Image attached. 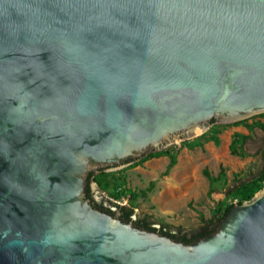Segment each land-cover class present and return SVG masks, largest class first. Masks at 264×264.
<instances>
[{
  "label": "water",
  "instance_id": "95a60500",
  "mask_svg": "<svg viewBox=\"0 0 264 264\" xmlns=\"http://www.w3.org/2000/svg\"><path fill=\"white\" fill-rule=\"evenodd\" d=\"M263 111L264 0H0V264H264V190L190 244L84 194Z\"/></svg>",
  "mask_w": 264,
  "mask_h": 264
},
{
  "label": "rangeland",
  "instance_id": "374dc122",
  "mask_svg": "<svg viewBox=\"0 0 264 264\" xmlns=\"http://www.w3.org/2000/svg\"><path fill=\"white\" fill-rule=\"evenodd\" d=\"M255 122L264 123V111L233 121L214 122L192 138L172 142L106 170L112 175L111 188L121 192L112 202H128L135 212L148 214L171 229L196 228L203 220L215 221L226 204L235 202L226 197V189L238 179L253 176L261 165L264 130ZM213 136L218 142L211 139ZM233 140L235 153H231ZM156 152L159 154L154 155ZM171 156L176 162L166 172ZM221 168L225 176L214 183L204 173L206 170L215 176ZM91 190L98 198L106 199L108 193L94 181ZM263 190L264 183L253 199ZM129 191L138 197L130 200Z\"/></svg>",
  "mask_w": 264,
  "mask_h": 264
},
{
  "label": "trees",
  "instance_id": "16d2710c",
  "mask_svg": "<svg viewBox=\"0 0 264 264\" xmlns=\"http://www.w3.org/2000/svg\"><path fill=\"white\" fill-rule=\"evenodd\" d=\"M255 124L259 125V127H261L264 130V123L255 122ZM235 136H240L242 139L245 140L248 139V136L242 135L240 133H235ZM211 139H213L215 142H218V140L214 136L211 137ZM233 143L234 140L231 144V153L236 152L235 148H233L232 146ZM157 154H159V152L154 153V155ZM175 162H176L175 157L171 156L170 161L166 168V172L169 171V169L175 164ZM204 173L211 180L212 183L220 181L225 176V172L223 168H221L220 172L215 176L210 175L206 170L204 171ZM110 177H112V175L104 171H101L98 174H95L94 171H90L87 177L86 197L91 200L93 207L98 208L106 213L112 214L109 207H107L103 202H97L92 199V196L90 194V187H89L90 183L94 181L98 185L101 191H106L108 193L105 200L112 202L111 199H117L121 195V192L118 193L115 191L114 188H111V186H113L114 184L113 182H111ZM262 183H264V150L262 151V163L258 168V170L256 171V173L251 177L238 179L237 183L229 186L226 189L225 191L226 197H231L235 199V202H230L226 204L221 210L219 216L215 218L216 219L215 221L203 220L201 218L203 220V223L199 227L188 228V229L177 227L175 228L174 232L170 231L172 228L171 226H169L168 224H163L165 228L161 230L160 233L170 237L173 240L180 241L185 244H190L197 237H204L205 235L213 232L219 225V222L227 215L229 210L233 207V205L250 202L253 199L256 192L261 189ZM137 197L138 195L136 193L129 191L130 200H134ZM130 212L131 210L125 211V213H123V217L129 220ZM148 217L149 216H147L146 218ZM140 224L141 226L145 227L148 230H155V227L151 226L150 222L148 223V221H144V220L140 221Z\"/></svg>",
  "mask_w": 264,
  "mask_h": 264
},
{
  "label": "flooded vegetation",
  "instance_id": "af4514ba",
  "mask_svg": "<svg viewBox=\"0 0 264 264\" xmlns=\"http://www.w3.org/2000/svg\"><path fill=\"white\" fill-rule=\"evenodd\" d=\"M263 150H264V146H263V148L261 150V156H262V151ZM130 161H131V158L130 159H126V160H124V161H122L120 163L109 164V165H105V166H102V167H98V168H96L95 170H92V171H94V173H98V172H101V171L105 172L106 170H108L110 168L121 166V165H125V164L129 163ZM87 177H86L84 194H85V198L89 199V198L86 197ZM89 187H90V194L92 196V199L94 201H97V202H103L107 207H109L110 211L112 212L111 215L116 216L120 220L130 222L134 227H137V228H140V229H145V230H148V229H146L145 227L141 226L140 221H143V220L144 221H148V223L150 222L151 226L155 227V230H153V231H156L159 234H161L160 231L165 228L163 226L162 222L155 221L148 214L135 212L133 207H131L128 202L126 204H120V203H117V202H114V203L113 202H109V201L105 200V198H102V197L98 198V196L94 195L93 191L91 190V183H90ZM89 201L91 202L90 199H89ZM128 210H131L130 219L129 220H127V219H125L123 217V213H125V211H128ZM147 216H149V217L146 218ZM170 231L174 232L175 229H173V230L171 229Z\"/></svg>",
  "mask_w": 264,
  "mask_h": 264
}]
</instances>
